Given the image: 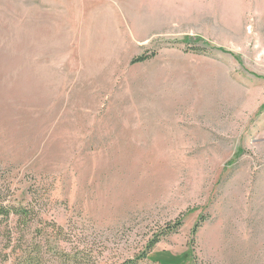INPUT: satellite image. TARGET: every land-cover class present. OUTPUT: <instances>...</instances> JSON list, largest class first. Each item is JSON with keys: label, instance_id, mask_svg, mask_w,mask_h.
Instances as JSON below:
<instances>
[{"label": "rangeland", "instance_id": "rangeland-1", "mask_svg": "<svg viewBox=\"0 0 264 264\" xmlns=\"http://www.w3.org/2000/svg\"><path fill=\"white\" fill-rule=\"evenodd\" d=\"M0 196V264H264V0H0Z\"/></svg>", "mask_w": 264, "mask_h": 264}, {"label": "trees", "instance_id": "trees-1", "mask_svg": "<svg viewBox=\"0 0 264 264\" xmlns=\"http://www.w3.org/2000/svg\"><path fill=\"white\" fill-rule=\"evenodd\" d=\"M186 44L188 45L187 47V51H191V52H194V53H204V52H208L207 49H204L202 47H197L196 44L194 45L193 43H189V42H186ZM207 50V51H206ZM154 56L151 55H144V56H141L137 59H135L133 61V63H138V62H145L147 60H149L150 58H152ZM30 212L28 210H23V211H15L12 207H10L9 203H7V200L6 199H3L1 196H0V219H4V220H8L10 218L11 215H17V216H24L27 217V214H29ZM180 226H182V222L181 221H177L174 225H171V226H168V232L171 233V232H176ZM168 232H164L162 234L166 235ZM160 238H157L155 240H153L151 242V245H149V250L151 251L154 246L159 242ZM149 251V252H150ZM147 259V256L146 254H142V255H139V256H135L134 259H128V260H125L123 263L121 264H142V262L144 260Z\"/></svg>", "mask_w": 264, "mask_h": 264}]
</instances>
